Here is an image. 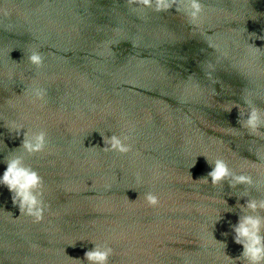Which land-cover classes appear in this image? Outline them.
Returning <instances> with one entry per match:
<instances>
[{
	"label": "water",
	"instance_id": "1",
	"mask_svg": "<svg viewBox=\"0 0 264 264\" xmlns=\"http://www.w3.org/2000/svg\"><path fill=\"white\" fill-rule=\"evenodd\" d=\"M199 2L193 24L180 0L160 12L138 0H0V161L22 142L10 118L43 129L47 147L25 161L50 206L35 223L0 188V264H78L69 258L83 260L90 241L113 248L110 264H229L212 236L240 255L237 204L264 193L199 180L203 156L264 177V138L238 124L246 99L264 111V0ZM112 135L132 151H102Z\"/></svg>",
	"mask_w": 264,
	"mask_h": 264
},
{
	"label": "clouds",
	"instance_id": "2",
	"mask_svg": "<svg viewBox=\"0 0 264 264\" xmlns=\"http://www.w3.org/2000/svg\"><path fill=\"white\" fill-rule=\"evenodd\" d=\"M138 2L145 7H151L154 3L155 10L160 12L170 10L174 0H138ZM180 3L183 4V12L190 22L193 24L198 23L202 14V5L199 0H180ZM28 61L36 68H40L43 64V57L38 51H33L28 56ZM32 95L37 100L41 99L43 91L38 87H34ZM244 105V107L238 109L240 129L250 137L264 138V111L259 109L251 99H246ZM245 107L246 110H244ZM5 127L16 137L22 136V142L19 149L7 152L3 160L0 161L5 165L3 173L0 174V188H6L10 193L11 203L18 208L19 217L31 218L33 222L39 223L44 220L45 215L50 211V206L45 201L46 188L43 178L38 171L26 163L25 156L38 154L45 150L47 147V133L40 128H26L19 120L11 118L7 121ZM104 145L102 151H111L121 155L132 151V145L128 143L127 136L112 135L111 138L105 137ZM4 147L3 145V149ZM203 157L211 169L205 177L199 180L205 185L210 181L215 188L227 182L232 189H235L238 185H243L246 188L255 189L258 193H264V177L254 181L252 175L246 174L243 170L239 171L238 174L237 171L229 167L223 158L209 159L206 156ZM190 167H195V160ZM189 177L191 179L190 174ZM137 182H140L139 177H137ZM242 195L247 197L249 193L245 191ZM144 200L152 208L158 207L160 203L159 198L152 192L145 193ZM218 205L224 207V212H232L225 200L218 199ZM237 207L240 208V214L237 222L230 225V228L233 243L241 248L240 255L235 258L228 256L225 253L226 241H217L213 236L212 239L216 245L222 248L229 264H241V262L243 264H264V215L260 214L264 213V198H249L245 200L243 205L237 204ZM9 214L11 215V213ZM221 218V211L217 210V215L211 226L213 227ZM224 235L227 236L228 234L225 233ZM75 242L70 246L75 247ZM90 242L93 243L94 247L84 252L83 260L80 258L69 259L78 262V264H83L85 261L87 264H110V260L114 256L113 248L107 243Z\"/></svg>",
	"mask_w": 264,
	"mask_h": 264
}]
</instances>
